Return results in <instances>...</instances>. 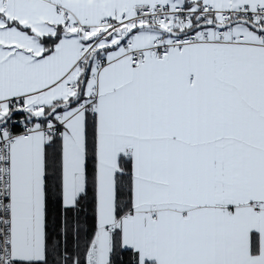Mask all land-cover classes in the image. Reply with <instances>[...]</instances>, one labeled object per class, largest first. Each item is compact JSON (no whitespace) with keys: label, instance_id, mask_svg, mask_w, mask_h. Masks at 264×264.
I'll return each instance as SVG.
<instances>
[{"label":"snow or ice","instance_id":"1","mask_svg":"<svg viewBox=\"0 0 264 264\" xmlns=\"http://www.w3.org/2000/svg\"><path fill=\"white\" fill-rule=\"evenodd\" d=\"M0 264H264V0H0Z\"/></svg>","mask_w":264,"mask_h":264}]
</instances>
